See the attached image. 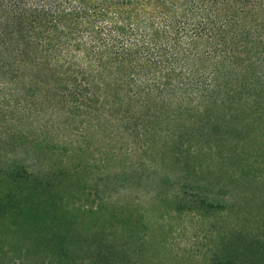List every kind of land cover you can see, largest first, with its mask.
I'll list each match as a JSON object with an SVG mask.
<instances>
[{
	"label": "rangeland",
	"instance_id": "1",
	"mask_svg": "<svg viewBox=\"0 0 264 264\" xmlns=\"http://www.w3.org/2000/svg\"><path fill=\"white\" fill-rule=\"evenodd\" d=\"M253 87L92 125L61 115L42 146L6 140L0 117V264H264Z\"/></svg>",
	"mask_w": 264,
	"mask_h": 264
},
{
	"label": "trees",
	"instance_id": "2",
	"mask_svg": "<svg viewBox=\"0 0 264 264\" xmlns=\"http://www.w3.org/2000/svg\"><path fill=\"white\" fill-rule=\"evenodd\" d=\"M253 84L264 0H0V117L15 144L42 146L35 133L64 127L61 115L92 125L199 108Z\"/></svg>",
	"mask_w": 264,
	"mask_h": 264
}]
</instances>
